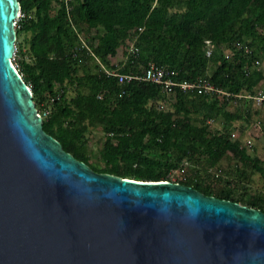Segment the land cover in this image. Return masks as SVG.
I'll return each instance as SVG.
<instances>
[{"label":"trees","instance_id":"16d2710c","mask_svg":"<svg viewBox=\"0 0 264 264\" xmlns=\"http://www.w3.org/2000/svg\"><path fill=\"white\" fill-rule=\"evenodd\" d=\"M19 2L18 71L44 130L67 153L122 179L163 182L175 173L206 196L264 212V155L232 137L231 123L248 120L252 100L167 93L107 73L142 74L154 63L177 70L180 81L207 78L223 92L256 96L264 81L256 65L264 63V0ZM207 41L216 47L212 57ZM121 48L125 61L112 65ZM220 120L222 129L210 124Z\"/></svg>","mask_w":264,"mask_h":264},{"label":"water","instance_id":"95a60500","mask_svg":"<svg viewBox=\"0 0 264 264\" xmlns=\"http://www.w3.org/2000/svg\"><path fill=\"white\" fill-rule=\"evenodd\" d=\"M0 0V264H264V212L95 172L48 135Z\"/></svg>","mask_w":264,"mask_h":264},{"label":"built area","instance_id":"2783aa9c","mask_svg":"<svg viewBox=\"0 0 264 264\" xmlns=\"http://www.w3.org/2000/svg\"><path fill=\"white\" fill-rule=\"evenodd\" d=\"M72 1L75 0H65V2L69 5ZM24 15L21 12L18 19L16 20V27L17 23L20 21L21 18H23ZM207 45V51L206 54L208 57H212L214 51H215V44L212 43L211 41L206 42ZM240 49H245L246 54H252V50L247 47V46H239ZM17 60V52L14 56L13 61L16 62ZM257 66H260V62H256ZM17 68V66H16ZM109 75L115 76L119 79L120 83H131V82H145V83H151L158 85L163 88L164 91L167 93H173L174 91H181L185 93H197L199 95H218V96H225L226 98H246L248 100H255L258 101L262 104H264V94H257L256 96H236L234 94L226 93L217 88L214 84L211 83L209 79H201L196 82H191L188 80L180 81L178 80V71L175 69H170V68H163V67H158L154 63H150L148 65V68L142 73V74H120L116 71H107ZM22 77V76H21ZM236 134L234 133L232 135L233 139L236 138ZM248 147H252V143L249 141ZM172 183H178V180L175 181L172 179L171 176V181Z\"/></svg>","mask_w":264,"mask_h":264},{"label":"rangeland","instance_id":"374dc122","mask_svg":"<svg viewBox=\"0 0 264 264\" xmlns=\"http://www.w3.org/2000/svg\"><path fill=\"white\" fill-rule=\"evenodd\" d=\"M95 34V33H94ZM30 38L29 35L23 34L21 37V41L23 42V48L27 53L28 50V44L27 40ZM124 49L121 48L119 50L118 56L115 59H111L112 65H119L121 62L125 61V56H124ZM18 61L19 59L17 58L16 62L13 61L14 66H17L18 68ZM261 70L264 71V63L260 65ZM214 67H210V72L213 71ZM257 93L264 94V81L262 84L257 88ZM250 100H248L249 102ZM242 104V103H241ZM244 107L247 106L245 102H243ZM242 105V106H243ZM238 107L235 105L229 106V110L231 112H234L237 110ZM251 116L248 118V120H239L231 123L232 128L236 129L233 131L237 136L234 138V140H238L239 142H242L245 147L248 146L249 141L254 145V148L250 150V152L255 151L258 153V155H264V104L253 100V103L251 104ZM221 121V120H220ZM213 128L215 129H222L225 126V123L221 122H211L210 123ZM241 127H243V131H241ZM95 137H101L100 132H95ZM92 140V136L90 137ZM94 138V137H93ZM99 144L96 140V138L93 140L92 143V149L94 151V156L98 155L99 151ZM264 158V157H263ZM172 179L175 181L179 180V175L173 173L172 174ZM263 184H258L256 186V189L262 188Z\"/></svg>","mask_w":264,"mask_h":264}]
</instances>
